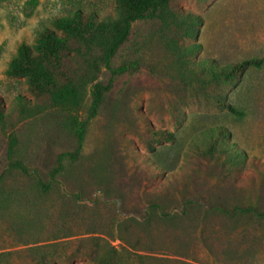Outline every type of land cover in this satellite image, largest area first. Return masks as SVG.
<instances>
[{
    "label": "trees",
    "instance_id": "obj_1",
    "mask_svg": "<svg viewBox=\"0 0 264 264\" xmlns=\"http://www.w3.org/2000/svg\"><path fill=\"white\" fill-rule=\"evenodd\" d=\"M36 4L37 0L28 2L31 10ZM114 11V15L99 17L94 12L76 10L55 18L52 29L42 30L33 44L18 47L5 71L9 78L23 79L32 100L17 96L15 109L8 111L0 96V140L4 138L6 146V168L0 181L5 173L17 172L35 180L42 195L56 187L64 199L96 208L95 221L69 224L58 232H89L106 239L88 240L84 254L78 252L79 245L74 242L69 255V244L10 246L19 243L26 233L11 227L7 216V222H3L15 236L6 248L8 251L0 253V264H18L9 259L14 254L27 256L20 264L72 263L80 255L86 258L84 264H170L132 254L121 244L112 245L121 242L134 251H152L162 235L155 227L159 223L173 224L164 233L172 241L167 242L163 236L166 242H161L162 246L172 244L170 249L175 255L213 264L209 255L191 252L183 243L194 238L193 227L198 230L199 224L191 222L195 212L217 213L229 220L253 218L264 228V162L253 158L245 164L242 151L230 152L229 133L223 127L202 133L206 148H195L188 167L179 173L161 174L141 154L123 146L110 155V176L101 186L81 187L66 178L69 167L79 163L90 125L102 111L116 113L123 107L131 110L142 95H147L151 111L161 107L178 118L175 113L178 106L186 104L189 92L231 117L242 119L244 113L220 95V87L264 64V57L224 65L210 59L189 60L188 54L198 46H183L181 42L195 35L197 22L195 16L179 9L175 0H115ZM36 118L42 124L47 118L52 123L54 147L43 161L45 172L25 154L15 158L18 146H33L18 133ZM125 125L126 132L135 135L147 152H152L154 145L173 140L170 132L153 128L140 116L129 118ZM248 168L257 174L249 180L251 188L257 187L256 195L245 203L237 202L234 196L242 190L238 186L239 174ZM157 177L164 182L160 188L151 186ZM100 208L110 215L107 220L104 213L97 215ZM185 220L190 221L192 230L181 229L177 224ZM140 227L151 237L146 240L136 236ZM197 232V241L203 243L202 234Z\"/></svg>",
    "mask_w": 264,
    "mask_h": 264
},
{
    "label": "rangeland",
    "instance_id": "obj_2",
    "mask_svg": "<svg viewBox=\"0 0 264 264\" xmlns=\"http://www.w3.org/2000/svg\"><path fill=\"white\" fill-rule=\"evenodd\" d=\"M29 1L0 0V96L3 97L8 111L15 109L14 99L17 96L32 100L23 79L9 78L5 74L9 61L15 56L21 44H33L42 30L52 29V21L55 18L76 10L85 13L94 12L99 17L115 14V0H37L32 10L28 6ZM175 1L179 9L195 16L197 22L194 25L195 35L181 42L183 46L192 44L198 46L194 53L188 54L189 60L199 62L210 59L224 65L264 57V0ZM219 93L231 106L244 113L242 119L231 117L225 110L206 103L201 97H192L189 92L186 93V104L178 106V111L175 113L180 116L178 118L168 113L166 109L161 110V107L151 111L148 108L147 95H142L131 110L123 107L116 113H111L108 109L102 111L90 125L79 163L69 167L66 178L77 182L81 187L82 185L101 186L100 183L107 181L110 176V155L123 149V146H128L130 152L136 151L141 154L157 167L161 174L179 173L188 167L195 148L201 150L206 148L202 133L209 128L217 127H223L228 131V150L242 151L245 154V164L253 158L264 162V64L260 69H248L233 82L221 86ZM135 116H140L153 128L170 132L173 140L154 145L152 152L143 150L136 136L125 130L126 121ZM51 126L50 119L47 118V122L42 124L40 119L36 118L29 126L21 128L18 134L22 140L26 139V142L30 140L33 146H18L15 158L20 159V156L25 154L28 160L45 172L46 166L42 165L43 161L48 159L51 148L54 147ZM5 148V139L2 138L0 174L6 168ZM222 160L223 157H220L219 161ZM25 165H28L27 162ZM256 176L252 168L239 174L238 186L242 190H238L234 196L237 202L244 200L245 203V200L255 198L257 187L251 188L249 180ZM163 183V179L157 177L153 179L151 186L160 188ZM59 191V188L54 187L48 195H42L35 180L17 172L4 174L0 181V217H2L0 253L7 252L6 248L16 244L37 243L36 246L69 244L66 252L69 255L70 244L75 243L79 245L78 252L84 254L86 252L84 243L88 240L106 239L103 235L89 234V232L78 235L75 231L69 235L59 234L58 229L68 227L69 224L90 219L95 221L93 215L97 210L90 205L64 199ZM101 213H104L105 220L110 216L102 208L97 215ZM7 216L11 221V225L9 224L11 227L26 233L21 235L23 238L19 243L13 245L9 242L15 234L11 227L3 222H7ZM22 218L26 220L23 221ZM191 222L194 225L199 224L198 232L194 227L192 230L190 221L177 223L181 229L189 227L192 230L191 236L194 238L183 241L191 252L209 255L213 264H264V228L258 220L243 217L229 220L217 213L197 211L192 215ZM172 225L171 223L156 224V230L161 231L162 235L157 239L152 251L151 249L134 251L121 242L112 245L121 244L130 253L151 261L163 260L170 264H205L175 255L170 249L172 244L162 246L163 236L167 242L172 241L168 235H164ZM141 231L136 232V236L146 240L151 237L149 233L147 235ZM196 232L202 234L203 243L197 241ZM67 236H69L67 239L64 238ZM55 238L59 240H54ZM14 250L16 249L11 251ZM80 256L72 263L57 261L56 264H84L86 258ZM26 258L25 255L14 254L9 259L20 264L26 261Z\"/></svg>",
    "mask_w": 264,
    "mask_h": 264
}]
</instances>
